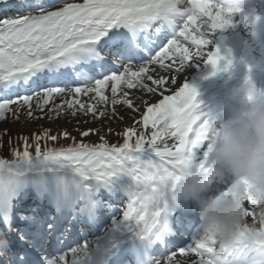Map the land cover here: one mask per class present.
<instances>
[{"label": "snow or ice", "instance_id": "1", "mask_svg": "<svg viewBox=\"0 0 264 264\" xmlns=\"http://www.w3.org/2000/svg\"><path fill=\"white\" fill-rule=\"evenodd\" d=\"M60 2L0 0V121L9 114L18 119L22 110L28 118L82 113L110 120L119 116L117 105L133 112L143 106L134 120L142 129L126 127L122 142L100 135L91 143L83 137L98 130L90 128L59 147L49 146L58 135L47 128L33 133L32 143L21 136L22 150L0 156V264H129V257L134 264H213L214 239L202 235L195 212L173 188V173L192 161L194 150L202 154L196 167L209 170L208 121L198 111L194 85L182 82L166 94L176 75L152 73H182L198 57L212 74L227 70L231 60L210 47L208 34L230 25L239 9L214 0L55 6ZM145 94L162 98L148 103ZM57 97L64 99L57 104ZM205 138L207 151L197 148ZM28 200L33 205L25 207ZM245 211L258 225L255 244L264 248V219L251 196ZM16 215L24 222L19 229L13 227ZM249 231L240 233L245 256Z\"/></svg>", "mask_w": 264, "mask_h": 264}, {"label": "clouds", "instance_id": "2", "mask_svg": "<svg viewBox=\"0 0 264 264\" xmlns=\"http://www.w3.org/2000/svg\"><path fill=\"white\" fill-rule=\"evenodd\" d=\"M223 104L226 118L206 132L214 163L200 171L193 161H186L173 173V188L195 209L202 235L214 239L213 264H264V248L254 242L257 222L249 221L245 211L251 196L258 202V218L264 219V91L245 79L229 90ZM229 175V183L210 191L214 179L222 182ZM246 228L251 231L245 256L240 233Z\"/></svg>", "mask_w": 264, "mask_h": 264}, {"label": "bare ground", "instance_id": "3", "mask_svg": "<svg viewBox=\"0 0 264 264\" xmlns=\"http://www.w3.org/2000/svg\"><path fill=\"white\" fill-rule=\"evenodd\" d=\"M63 2H73V0H70V1L61 0V2L57 3L55 6H62ZM253 28L255 27L246 25L239 20H234L227 27L223 29H216L215 31L208 34V39L210 40V47L213 50L218 48L220 53L223 56L231 60V64L228 66L227 70L218 71V72H215V74H212L213 73L212 66L209 63L205 62L203 58L198 57L195 60L186 64L182 73H164L161 70L159 72L153 71L152 74L154 75V77L157 74L167 75L169 77H171L172 75H176L177 77L176 83L173 85L167 86L166 94H171L176 88L181 86L182 82L194 85L197 88V92H198V95H197V101L199 104L198 111L203 113L204 116L207 119H209L214 114L212 112L216 109L215 108L207 109L205 106H203L204 99L207 98L208 96H212L222 86H225L226 84H232L233 81H236V78L234 75L236 71H238V73L236 74H238V76L241 78V81L245 79H250V77H252V79L250 80L253 82L254 86L257 89L264 91V72H263L264 55L260 56V53L264 51L263 50V47H264V37L263 36L264 35H261V36H257V34L255 35ZM220 32L222 34L221 36H219ZM242 36L245 38V41L241 39ZM251 47H253V49ZM259 48L261 49V52H259L258 50H255ZM207 50L208 49L206 48L205 51ZM224 63H226V60L221 61V66H223ZM189 65L190 67H188ZM259 67L262 70H259L258 69ZM251 70H254L253 71L254 74L251 73ZM146 83H149L150 86H154V85H151L150 81H146ZM166 85H167V82H166ZM205 92H208V93L204 94ZM108 94L110 95V92ZM139 96H140V93L136 92L135 95L132 97L134 100V103L137 105H139L140 103L138 99ZM161 98L162 97L159 94H156V95L145 94L144 96L145 101L148 103L158 102L159 99ZM62 99L64 98L57 97L55 100V103L57 104L60 103ZM81 99L84 101H88L89 97H81ZM116 109H117V113L119 114V116L113 117L110 120L107 117L100 118L97 120V119L92 118L91 114H88L87 116H85L82 113H77L75 117H72L70 114L62 115L58 119L61 118L60 119L61 121H65L67 124L70 123V126H74V127H78L82 123H84L85 125L86 124L89 125V127L91 128H94L96 124L103 125V126L104 124H108L109 126H111L108 128H111L112 130L115 129L114 128L115 126L118 127V129L116 130V133H119L121 129L132 126V124L134 123V120L139 121L140 115H142V113L146 110L145 107L140 106L138 111L133 112L129 110L127 106H124V105H117ZM108 111H109V115H111L110 106L108 108ZM119 117H122L123 119H120ZM202 142L203 140L200 142V144ZM229 179L231 180V176ZM230 180L228 181V183L230 182ZM215 182L216 180L214 179L213 184H212L213 189L214 187L218 185V183L217 182L215 183ZM106 202H110V201H106ZM29 205H33L32 200H28L25 204V207ZM25 214H29V213H25ZM23 224L24 222L20 221L19 216L16 215L14 217L13 227L19 229L23 227ZM199 227L200 225L198 224L197 228ZM4 230H5V225L3 224V221L0 220V233H2ZM195 231L196 230L194 229L193 234H195ZM16 238L17 240H19L18 234ZM21 244L27 245L26 242H21Z\"/></svg>", "mask_w": 264, "mask_h": 264}, {"label": "rangeland", "instance_id": "4", "mask_svg": "<svg viewBox=\"0 0 264 264\" xmlns=\"http://www.w3.org/2000/svg\"><path fill=\"white\" fill-rule=\"evenodd\" d=\"M188 67H190V65ZM235 78L236 81H233L234 84L233 83L226 84L225 86L219 88L212 97L205 98L206 102H203V106L208 108L211 102L212 106L223 108V103H221L222 99L227 97V93L229 92L231 87H233L235 84L240 82L237 79V76H235ZM45 113H47V109H45ZM34 116L39 117L41 116V113L37 110L34 113ZM58 118L49 120L46 115L44 116V118H28L25 110L21 111L18 119L13 117L12 114H9L4 121H0V156L5 157L11 155L10 150L17 146L22 150L23 140L20 138L21 136H28L29 143H32L31 140L32 134L33 133L39 134L45 128L49 129L51 134L58 135V139L56 141L54 142L48 141L49 146L52 147H59L61 145L67 146L68 144L72 143L71 140L72 136H75L77 140H80L82 139V137L80 136V132L91 128L89 127V125L87 124L85 125L84 123H82L78 127L70 126V123L67 124L65 121H61L60 120L61 118L60 119ZM108 127L111 126H109L108 124H104V126L96 124L94 128L91 129H97L98 131L95 134L90 133L88 137H83V139L86 142L98 143L99 136L104 135L109 143L122 142L123 137L122 135H120V133H122L125 128L121 129L119 133H116L118 127L115 126L114 127L115 129L112 130L111 132L108 131L109 129ZM132 127H136L138 130L142 129V123H135V124L133 123ZM63 131H67L68 133H70V136L68 138H65L62 135H60ZM41 145L43 147L44 141H41ZM204 150L207 151L206 147H204ZM211 153L212 152L208 154V159ZM193 154L194 155L192 157V161L194 164H197L199 162V159L202 158V154L199 152L196 153L195 150ZM221 183L224 184L223 186L227 184L226 180L222 181Z\"/></svg>", "mask_w": 264, "mask_h": 264}]
</instances>
